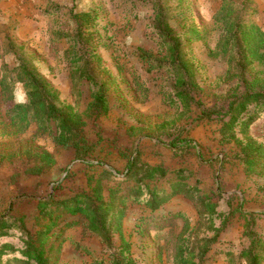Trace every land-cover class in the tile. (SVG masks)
<instances>
[{"label": "rangeland", "instance_id": "obj_1", "mask_svg": "<svg viewBox=\"0 0 264 264\" xmlns=\"http://www.w3.org/2000/svg\"><path fill=\"white\" fill-rule=\"evenodd\" d=\"M157 1L165 4L185 56L195 65V99L201 106L191 110L171 101L175 91L169 70H149L140 58L141 49L155 56L163 52L153 27ZM233 1L243 23L264 32V0ZM223 3L0 0V79L15 78L20 60L34 67L56 91L58 104L81 116L83 134L93 146L87 164L73 148L56 144L53 133L40 131L36 122L17 132L10 113L27 102L25 88L15 79L11 93L5 94L0 85V220L8 228L0 231V264L22 258L27 234L21 222L32 234L53 225L49 246L57 264H109L114 250L88 229L83 215H72L60 201L89 190L91 178L101 180L106 197L115 189L119 204L134 185L123 173L135 156L169 170L156 185L160 193L171 194L156 211L146 206L145 197L141 202L131 197L126 204L122 234L131 241L137 264H176L181 247L198 264H246L241 257L250 242L246 214L256 216L255 229L264 238V166L248 173L240 144L221 135L228 91L238 85L237 79L227 78V59L217 53L221 30L215 16ZM82 14L91 15L89 25L78 21ZM80 55L83 60L77 63ZM84 62L107 85L105 114L90 110L95 87L77 73ZM259 73L264 74V63L255 62L250 74ZM202 109L218 114L202 118ZM236 137L264 147V112L249 127L237 129ZM174 140L178 144L172 148ZM44 154L51 162L42 160ZM179 169L185 170L186 183L216 207L215 215L201 206V213H207L202 216L192 196L173 194ZM42 201L49 202L44 213ZM117 241L119 234L114 235Z\"/></svg>", "mask_w": 264, "mask_h": 264}, {"label": "trees", "instance_id": "obj_2", "mask_svg": "<svg viewBox=\"0 0 264 264\" xmlns=\"http://www.w3.org/2000/svg\"><path fill=\"white\" fill-rule=\"evenodd\" d=\"M234 3L233 0H224L222 8L215 16V23L221 30L217 53L227 59L229 66L227 78L237 79L238 82L236 87L228 91L227 110L221 117L224 122L221 135L226 141H235L240 144L239 156L247 172L251 173L258 167L264 166V147L252 139L239 141L236 131L249 127L259 112H264V74H250L255 62L264 63V32L255 26L248 27L243 23L242 15L235 10ZM166 11L167 8L161 1L154 4L153 27L160 40L162 55L155 56L141 49L140 58L144 64L148 65L149 70L162 68L169 70L173 77L175 91L171 101L176 105L180 104L184 110H191L193 105L201 106L195 99V93L199 89L195 65L186 58L182 39L176 34ZM80 18L78 21L82 25L90 24L91 15L82 14ZM86 26L82 27L86 28ZM80 32L81 27L79 37ZM81 60L83 57L80 55L77 63ZM14 72L15 78H10L8 81V76H4L0 79L2 91L10 94L17 79L25 88L27 102L14 106L10 113L12 126L17 129V132H23L32 122H36L40 131L54 134L56 144L73 148L78 160L90 164L89 158L92 155L93 146L88 143L83 134L84 124L81 116L67 107L60 106L56 91L46 78L27 62L20 60ZM77 73L80 79L87 80L95 87L90 110L97 114L107 113L109 101L106 83L97 80L87 62L80 65ZM201 112V117L207 119L218 114L212 109H202ZM177 144L175 140L170 143L172 148H175ZM41 158L44 162H51L49 154H44ZM123 174L125 180L133 182L134 185L130 187L129 194L120 199L119 204L115 189L110 190V196L106 197L101 180L95 181L91 178L89 190L78 193L68 200L60 201L72 215H83L88 229L99 236L108 248L114 250L109 255V264H137L132 250L133 245L122 234V222L128 200L133 197L135 201L141 202L145 197L146 206L156 211L171 196L167 192L160 193L156 185L159 179L169 174V170L163 165L146 164L135 156L129 159ZM184 174L183 169L177 171L179 181L172 186L173 194L184 192L197 201L202 216L207 213L210 216L215 215L216 207L210 202L207 203L206 198L198 195L197 187H190L186 183ZM48 205V201L40 203L41 213L48 209ZM201 206L207 210V213L205 211L204 214L203 211L201 213ZM245 217L247 221L245 235L250 242L241 252V257L246 264H264V238L255 229L256 216L246 214ZM21 224L22 231L27 234L24 249L21 251L22 258H15L10 264H57V259L52 257L54 249L49 246L53 225L48 224L32 234L23 222ZM6 229H8L7 223L0 220V231L4 232ZM115 234H119L118 246L117 242H114ZM192 256V252H187L181 247L176 255V264H198Z\"/></svg>", "mask_w": 264, "mask_h": 264}]
</instances>
